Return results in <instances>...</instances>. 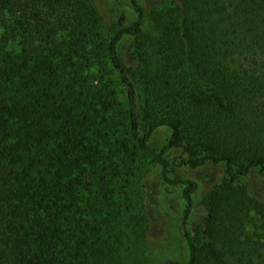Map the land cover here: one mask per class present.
<instances>
[{"label":"trees","instance_id":"trees-1","mask_svg":"<svg viewBox=\"0 0 264 264\" xmlns=\"http://www.w3.org/2000/svg\"><path fill=\"white\" fill-rule=\"evenodd\" d=\"M130 2L136 22L115 34L108 58L126 90L132 141L144 148L158 127L171 131L156 162L164 182L183 186L186 264H264V242L247 235L253 198L239 185L251 169L264 178V0H171L158 38L161 67L165 73L189 69L206 88L173 94L146 132L135 85L117 51L123 36L142 33L144 13L138 0ZM92 21L81 0H0V264L81 262L82 248L75 245L89 226L86 220L71 224L68 214L84 184L72 176L69 160L82 141L57 144L52 160L61 166L58 175L35 170L34 160L33 171L32 142L41 144L50 132L48 124H39L31 132L35 138L25 142L23 129L33 119L25 101L34 96L22 97L20 87L29 67L39 77L41 69L57 72L59 61L66 66L83 60ZM171 150L188 155L181 163L190 169L225 166L226 178L205 204L198 239L188 229L197 184L169 178L163 155Z\"/></svg>","mask_w":264,"mask_h":264},{"label":"rangeland","instance_id":"rangeland-1","mask_svg":"<svg viewBox=\"0 0 264 264\" xmlns=\"http://www.w3.org/2000/svg\"><path fill=\"white\" fill-rule=\"evenodd\" d=\"M81 1L93 14L85 58L66 66L59 61L57 72L41 69L39 77L29 67L21 79L22 97L34 96L25 101L33 118L27 121L31 126L23 129L25 142L35 138L31 132L39 124H48L50 132L41 144L32 142L28 166L34 160L37 169L32 166L33 171L58 175L61 166L52 160L57 144H68L71 137H76L75 144L82 141L69 159L72 176L84 184L76 191V203L68 215L71 224L86 220L89 226L85 235L78 232L81 244L75 246L82 249L77 264H186L188 249L180 228L185 209L183 186L164 182L156 162L171 131L158 127L144 148L132 141L126 90L108 58L115 34L136 22L131 2ZM170 2L138 0L144 13L142 33L139 37L123 36L117 45L135 85L142 132L159 120L161 108L173 94L183 96L206 88L189 69L165 73L161 67L158 38ZM31 104H37L38 111H33ZM52 134L57 138L48 140ZM163 158L171 180L197 184L188 229L198 239L205 204L212 189L226 178L225 166L218 163L190 169L181 163L189 158L182 150L168 151ZM239 185L253 198L247 235L264 242V178L258 169H251Z\"/></svg>","mask_w":264,"mask_h":264}]
</instances>
